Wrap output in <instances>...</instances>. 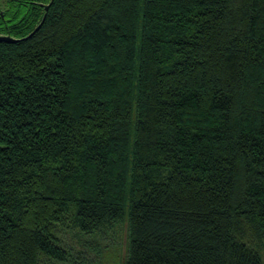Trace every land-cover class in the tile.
<instances>
[{
	"label": "trees",
	"instance_id": "trees-1",
	"mask_svg": "<svg viewBox=\"0 0 264 264\" xmlns=\"http://www.w3.org/2000/svg\"><path fill=\"white\" fill-rule=\"evenodd\" d=\"M0 34V264H264V0H2Z\"/></svg>",
	"mask_w": 264,
	"mask_h": 264
},
{
	"label": "water",
	"instance_id": "water-1",
	"mask_svg": "<svg viewBox=\"0 0 264 264\" xmlns=\"http://www.w3.org/2000/svg\"><path fill=\"white\" fill-rule=\"evenodd\" d=\"M52 1H53V0H52ZM49 6H50V4H47V5H46V10L49 9ZM45 18H46V14L44 15V17H43L42 21L39 23V25L35 28L34 31H32V32L30 33L29 36H32L37 30H39V28L42 26V24H43ZM22 39H23V38H17V37H15V36L10 35V34H0V42L14 43V42H17V41L22 40Z\"/></svg>",
	"mask_w": 264,
	"mask_h": 264
},
{
	"label": "rangeland",
	"instance_id": "rangeland-1",
	"mask_svg": "<svg viewBox=\"0 0 264 264\" xmlns=\"http://www.w3.org/2000/svg\"><path fill=\"white\" fill-rule=\"evenodd\" d=\"M0 1L2 2V0H0ZM4 7H5V4L3 5L2 8L4 9ZM113 247H115V246H113ZM113 253H114V249L111 250L110 254L113 255Z\"/></svg>",
	"mask_w": 264,
	"mask_h": 264
}]
</instances>
